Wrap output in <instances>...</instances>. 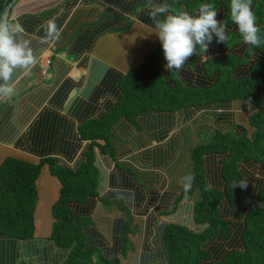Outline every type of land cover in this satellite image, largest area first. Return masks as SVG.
Masks as SVG:
<instances>
[{"label": "crops", "instance_id": "obj_1", "mask_svg": "<svg viewBox=\"0 0 264 264\" xmlns=\"http://www.w3.org/2000/svg\"><path fill=\"white\" fill-rule=\"evenodd\" d=\"M167 1L0 0V17L21 26V35L31 40L36 56L29 74L18 71L14 75V94L0 96V164L7 158L35 165L54 158L62 165H76L87 145L80 140L78 127L88 119H100L114 107L120 96V80L143 64L147 47H158L160 41L153 32L148 8L150 3ZM224 15L221 7L216 19L224 22ZM49 19L55 20L61 36L45 43L44 21ZM237 34L234 25L228 27L225 42H217L213 36L207 57L202 60V53L198 61L205 64L209 60L246 58L249 45L241 40L229 44ZM145 39L144 45L148 46L142 51L143 46L136 40L142 43ZM190 58L192 61L196 55ZM239 113L233 105H220L139 116L140 131L125 119L116 124L115 162L95 150L100 186L88 213L109 251L117 239L120 248L124 246L127 227L132 230L127 255L121 256L117 248L119 253L110 255L111 262L140 264L138 256L161 247L160 227L189 222L197 195L191 201L187 197L177 201L184 187L181 173L188 164V150L197 140L209 138L212 131H233ZM225 114L232 116L231 122L222 120ZM209 161L206 156V181L211 188L223 189L220 170L217 177L220 160H214L216 170ZM256 167H243L253 190L264 188V171ZM60 187L58 178L45 165L36 181L34 236L25 241L0 236V264H49L52 251L58 254L50 238L52 208ZM222 203L225 218L238 223L236 216L228 212L226 199ZM98 214L108 224H101V218L96 220ZM234 225L231 230L236 235Z\"/></svg>", "mask_w": 264, "mask_h": 264}, {"label": "trees", "instance_id": "obj_2", "mask_svg": "<svg viewBox=\"0 0 264 264\" xmlns=\"http://www.w3.org/2000/svg\"><path fill=\"white\" fill-rule=\"evenodd\" d=\"M165 3L190 14L197 11L199 4L212 3L217 11L224 7V23L230 28L234 26L229 15L230 0H168ZM252 10L262 42L255 49L248 46L246 58H230L227 62L209 60L202 64L198 61L202 50L197 45L196 59L189 58L184 68L176 72L165 68L160 43L155 50L147 47L143 64L120 80V96L114 107L100 119H88L78 127L79 138L87 145L73 167L62 165L54 158H46L37 165L5 159L0 164V236L21 241L34 236L36 181L42 168L48 165L61 185L59 198L52 208L54 223L50 238L59 252L52 251L49 264L116 263L110 261V255L119 253L120 239L109 251L88 214L100 186L95 150L115 162L114 127L123 119L140 131L139 116L233 105L247 117L239 121L237 115L236 131L216 130L188 150L187 162L194 180L187 192L181 188L177 201L184 197L191 201L197 195L189 222L186 225L181 221L171 222L160 227L161 247L146 250L136 260L140 264H264V188L253 190V183L243 174V167L259 166L264 171V0H252ZM239 40L242 41L240 34L232 36V43ZM136 41L143 46L142 51L148 46L144 45L146 39L142 43ZM221 118L232 121L230 115ZM206 156L215 170L214 160H220L217 167L221 169L216 172L218 177L220 170L223 189L211 188L207 183ZM223 199L238 223L225 218ZM101 216L98 214L96 220L101 218V224H108ZM233 225L238 231L236 235L231 230ZM130 232L128 226L122 239L121 256L127 255Z\"/></svg>", "mask_w": 264, "mask_h": 264}, {"label": "clouds", "instance_id": "obj_3", "mask_svg": "<svg viewBox=\"0 0 264 264\" xmlns=\"http://www.w3.org/2000/svg\"><path fill=\"white\" fill-rule=\"evenodd\" d=\"M229 15L236 26L243 43L253 49L261 46L262 37L257 18L252 10V0H230ZM218 11L212 3H201L195 14L185 10L171 8L167 3H150L148 18L154 25L153 32L160 41L165 68L181 71L188 59L196 55L197 45L207 57L208 45L215 36L217 42L228 38V27L216 19ZM19 24H12L5 17H0V96L11 97L14 94L13 77L18 71L30 73L36 63V56L31 47V40L21 35ZM45 35L42 42H54L60 39L61 29L54 19L44 21ZM184 190L187 192L194 180L192 174L184 178ZM241 185V187H243Z\"/></svg>", "mask_w": 264, "mask_h": 264}, {"label": "rangeland", "instance_id": "obj_4", "mask_svg": "<svg viewBox=\"0 0 264 264\" xmlns=\"http://www.w3.org/2000/svg\"><path fill=\"white\" fill-rule=\"evenodd\" d=\"M233 41H232V37L230 38V40H229V44L230 43H232ZM121 56H119L117 59H119ZM239 118H240V120L239 121H242V120H246L247 119V117H246V115H244V114H242V113H239ZM203 128H205V127H203ZM213 133V131L211 132V134ZM203 140V139H202ZM197 143H200L198 140H197ZM188 164H189V162H188ZM188 174H191V166L190 165H187L185 168H184V170H183V172L181 173V177H182V180H183V178L186 176V175H188ZM184 181V180H183ZM110 264H113V263H110ZM114 264H116V263H114Z\"/></svg>", "mask_w": 264, "mask_h": 264}, {"label": "water", "instance_id": "obj_5", "mask_svg": "<svg viewBox=\"0 0 264 264\" xmlns=\"http://www.w3.org/2000/svg\"><path fill=\"white\" fill-rule=\"evenodd\" d=\"M16 0H13V3H15ZM8 9H6L5 11H7Z\"/></svg>", "mask_w": 264, "mask_h": 264}, {"label": "bare ground", "instance_id": "obj_6", "mask_svg": "<svg viewBox=\"0 0 264 264\" xmlns=\"http://www.w3.org/2000/svg\"><path fill=\"white\" fill-rule=\"evenodd\" d=\"M48 253V252H47ZM55 257V256H54ZM56 258V257H55Z\"/></svg>", "mask_w": 264, "mask_h": 264}]
</instances>
